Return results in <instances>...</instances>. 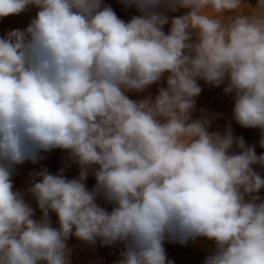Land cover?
Here are the masks:
<instances>
[{"label": "clouds", "instance_id": "obj_1", "mask_svg": "<svg viewBox=\"0 0 264 264\" xmlns=\"http://www.w3.org/2000/svg\"><path fill=\"white\" fill-rule=\"evenodd\" d=\"M121 3L140 14L126 22L103 0H0V18L38 9L0 36V264H71L72 237L121 244L116 264H173L165 242L197 238L214 245L203 264H264L253 167L264 154L230 125L210 131L206 110L193 118L198 81L224 85L233 119L259 128L264 148V0ZM165 77L155 96L129 97ZM54 149L79 175L31 173L36 218L12 176Z\"/></svg>", "mask_w": 264, "mask_h": 264}, {"label": "rangeland", "instance_id": "obj_2", "mask_svg": "<svg viewBox=\"0 0 264 264\" xmlns=\"http://www.w3.org/2000/svg\"><path fill=\"white\" fill-rule=\"evenodd\" d=\"M105 5L111 6L117 16L124 21H129L132 16L139 15L140 13L135 7L126 8L121 0H103ZM246 3L252 7H255L257 0H246ZM38 9L29 7L27 11L19 15H10L5 18H0V36H3L6 32L14 29H21L27 27L30 20L35 17ZM187 10L179 9L175 13H167L170 17L181 16ZM170 25L164 26V31L167 33ZM202 88V91L198 97H196V108L193 113V118H198L200 110L204 109L211 117L210 131H219L224 133L227 126H231L234 137H243L247 146H254L257 155L264 154V148L260 147L261 130L259 128H245L240 126L233 119V107L234 101L231 95L225 94L223 91L224 85L220 87H213L206 84L204 81H198ZM166 86V77L162 79L160 84H154L148 88L144 93H129L131 99H142L146 95L155 96L159 87ZM238 151V150H237ZM43 159H40L37 163L31 161H25L23 164L15 166L14 175L12 181L15 190H22L25 192V200L36 209V218L41 215L40 210L34 199L27 193V188L30 187L29 178L30 174L39 171L42 168H47L48 171L55 174L61 168L65 171V176L69 179L77 177L79 175L78 166L72 162L65 151L60 149H54L51 152L41 153ZM262 177H264V168L259 165L253 166ZM87 187L91 189L95 184L93 176H89L86 181ZM261 197H264V189H261L258 193ZM98 203L111 210V206L106 204L102 200H98ZM52 223L54 226H58L57 217L54 213L51 214ZM69 248L72 249L71 264H116V261L120 258V251L123 246L116 244L114 246H101L99 240L95 246L88 245L84 242L72 237L68 241ZM167 258L173 261V264H203L206 256L212 251L214 245L213 242L208 241L205 238H197V240L189 242L186 245L179 243L165 242L164 244Z\"/></svg>", "mask_w": 264, "mask_h": 264}]
</instances>
